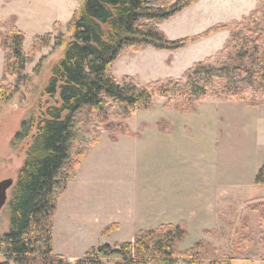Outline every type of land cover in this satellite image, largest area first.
Segmentation results:
<instances>
[{
	"label": "rangeland",
	"instance_id": "obj_1",
	"mask_svg": "<svg viewBox=\"0 0 264 264\" xmlns=\"http://www.w3.org/2000/svg\"><path fill=\"white\" fill-rule=\"evenodd\" d=\"M82 3L83 0H0V32L14 25L19 28L24 34L25 51L35 36L42 38L25 69L29 81L0 104V181L11 178L15 183L17 179L26 145H15L14 136L22 121L47 100L43 94L45 83L64 50V45L55 46V36L60 31L64 40L70 39L68 23ZM256 7L257 0H197L163 21L159 28L169 40H177L216 23L239 21ZM228 36L229 31L223 30L178 50L146 46L128 51L114 61L111 74L116 78L129 75L140 84L182 78L188 68L208 56H213L214 65L235 58L233 48L218 52ZM3 60L0 48V75ZM6 81L10 83L12 79ZM228 102L245 104L207 98L182 111L156 96L149 107L127 118L109 117L105 124L118 130L105 131V124L100 126L99 141L87 151L75 177L56 198L53 252L73 262L90 247L114 246L133 241L140 231L179 224L185 232L177 248L184 250L201 243V264L222 258L252 259L253 264L264 261V184L256 185L253 180V169L264 160V119L246 113L242 118L232 110L231 114L241 120L227 139L228 147L232 154L246 151L249 168L243 183L228 184L220 177L226 170L225 154L217 144L218 124L223 122L222 115L230 114L223 107ZM257 105L264 106V100L253 106ZM232 108L237 111L235 105ZM81 139L76 138L72 147L76 148ZM11 189L0 209L1 235L9 227L7 204ZM243 232L253 241L239 248L237 241ZM100 259L103 264L119 260L115 256Z\"/></svg>",
	"mask_w": 264,
	"mask_h": 264
},
{
	"label": "trees",
	"instance_id": "obj_2",
	"mask_svg": "<svg viewBox=\"0 0 264 264\" xmlns=\"http://www.w3.org/2000/svg\"><path fill=\"white\" fill-rule=\"evenodd\" d=\"M196 1L83 0L68 23L70 39L64 40L57 32L55 46L64 45V50L45 83L47 100L22 121L13 139L15 145H26V151L8 199L9 227L0 234V264H103L101 256L118 257L114 264H201V243L178 249L176 243L185 231L171 225L140 231L133 241L90 247L73 262L55 254L52 246L56 198L75 177L87 151L99 141L98 130L109 117L127 118L149 107L156 96L182 111L207 98L247 105L264 100V0H257V7L239 21L216 23L196 35L169 40L160 24ZM53 27L56 29V24ZM223 30H228L229 36L218 52L233 48L236 54L230 62L214 65L213 56H208L188 68L184 78L144 84L129 75L116 78L111 74L122 53L146 46L178 50ZM23 40V32L15 25L0 32L4 51L0 104L29 81L25 69L42 38L35 36L26 51ZM9 78L10 83L6 81ZM103 129L112 132L117 128L105 124ZM79 137L82 139L73 148L72 142ZM254 184H264V160ZM252 241L243 232L237 244L244 248ZM234 260L222 258L209 264H233Z\"/></svg>",
	"mask_w": 264,
	"mask_h": 264
},
{
	"label": "crops",
	"instance_id": "obj_3",
	"mask_svg": "<svg viewBox=\"0 0 264 264\" xmlns=\"http://www.w3.org/2000/svg\"><path fill=\"white\" fill-rule=\"evenodd\" d=\"M233 105H235V108L237 109V111H235V109L232 108ZM223 107L227 108V110L230 112V114H228V115L224 114V111H223L222 112L224 114V115H222L223 122L218 124L219 126H218V137H217V139L218 138L219 139L217 140V144L220 147L222 146L220 150H222V152L225 154L224 155L225 156L224 162H225V166H226V170L222 171V173H220L221 174L220 177L223 179H226L228 181V184L231 183V184H237L238 185V184L243 183V179H245L246 175H248V173L246 172V170H248V168H249V166L247 167V165H246L248 155L246 154V151H242L243 152V154H242L241 150H239L236 154L235 153L232 154V152H230L231 149L228 147L229 142L227 141V139H228L229 135L236 129L237 124L240 123L239 122L241 120L240 117L245 116V113L249 114L250 116H252V115L258 116V118L264 119V106L263 105L253 106V105L240 104L237 102H235V103L234 102L233 103L228 102L227 104H223ZM232 110H234V112H236V113H240V114H238L240 117L237 115L235 116V115L231 114ZM232 144H230V146H232ZM243 146H244V144H243ZM252 149L253 148L250 149V152H252ZM230 154H232V155H230ZM229 155H230V157H229ZM226 159H228V160L226 161ZM259 166H260V164L257 165V167H255L253 169L254 170L253 176H255L254 174L256 173ZM251 172H249V175ZM173 225L180 226L179 224H173ZM258 263L264 264V261H261V263L260 262H258ZM233 264H253V261H252V259H250V260L245 259V260H240V261L235 259L233 261Z\"/></svg>",
	"mask_w": 264,
	"mask_h": 264
},
{
	"label": "water",
	"instance_id": "obj_4",
	"mask_svg": "<svg viewBox=\"0 0 264 264\" xmlns=\"http://www.w3.org/2000/svg\"><path fill=\"white\" fill-rule=\"evenodd\" d=\"M14 182L11 178L0 181V209L7 202V190L13 186Z\"/></svg>",
	"mask_w": 264,
	"mask_h": 264
}]
</instances>
